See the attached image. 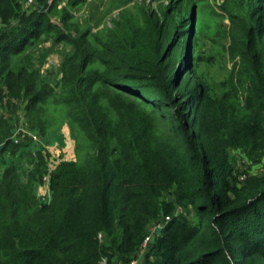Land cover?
Instances as JSON below:
<instances>
[{
	"label": "trees",
	"instance_id": "1",
	"mask_svg": "<svg viewBox=\"0 0 264 264\" xmlns=\"http://www.w3.org/2000/svg\"><path fill=\"white\" fill-rule=\"evenodd\" d=\"M157 1H168L162 15L137 30L93 40L84 32L85 50L64 58L57 88L30 56L19 70L7 63L41 20L12 27L24 13L17 0H0V156L12 159L0 178V264L129 261L159 224L143 264H264V175L242 180L231 156L240 150L256 163L264 154V0H224L222 13L207 0ZM199 34L227 41L233 69L219 97L184 74ZM20 112L43 137L56 120L57 128L71 121L86 147L82 162L63 161L51 174L50 204L14 161L28 158L37 181L50 154L12 138ZM189 207L195 219L177 212Z\"/></svg>",
	"mask_w": 264,
	"mask_h": 264
},
{
	"label": "rangeland",
	"instance_id": "2",
	"mask_svg": "<svg viewBox=\"0 0 264 264\" xmlns=\"http://www.w3.org/2000/svg\"><path fill=\"white\" fill-rule=\"evenodd\" d=\"M17 1L20 4L18 9L24 14L16 19H12V27L13 25L19 24L31 25L38 18L41 22H39V29L35 28L34 30L33 34L36 35L35 38L31 40V43L27 45L25 50L20 54L13 55L8 61L5 60L4 62L7 61L14 70H19L27 64L26 57L30 56L34 69L40 72L43 81L45 80L53 86H57V88L62 78L61 66L64 58L67 55H72L77 47L82 51L85 50L86 40L82 39L84 32H87L86 39L93 40V36L102 31L112 30L114 32H120L123 29L122 27L127 25H129L131 29L137 30L138 26L143 25L148 18L150 20L152 17H160L162 15V4H168V1L160 2L157 0H128L123 2L125 4L122 2L119 4V0H83L79 5L71 0ZM223 4L224 0H207L205 6L214 7L219 13H222ZM67 13L69 17L68 23L66 24L62 22V17ZM222 16L219 17V20L223 21V24L227 27L228 20L226 17ZM47 24H50V27L51 25L57 26L58 29L56 28L54 30L57 33L51 30L52 28L49 26V30H46ZM2 25V20L0 18V28H2ZM61 32L66 33V35L72 39L78 41L82 40L81 44L79 43L78 46H75V43L72 44L68 41L69 39L62 40L57 38V35ZM195 41V47H190L187 51V57H191L189 61L191 65L190 69L195 68V70L188 73L189 65L185 69L184 74L187 73V76L192 74L196 81L205 82L208 84L210 92L214 96L219 97L224 93V82L229 79L233 69V61L226 51V45L224 46V44H227V41L223 40V45H221L220 43L207 39L202 34L197 35ZM95 48L100 50L101 46L95 44ZM4 111V108H0V113ZM56 111L57 110L53 108L49 111L55 119L58 118ZM13 118V124L15 125L13 133H17L20 127L26 128L22 112L16 114ZM58 121L56 120V125L59 124ZM56 125L44 136L45 138H42L43 136L40 135V141L33 144L32 148L36 150V147H40L43 149L44 154L50 153L47 158L49 161H51V158L55 157L54 160L58 158L61 162H82L86 154V147L83 144L77 146V137L79 136L78 127L71 121L66 123V126L62 125L59 128H57ZM21 135L22 133L20 132L17 134V136ZM231 156L235 160V166L242 180L245 178V172L251 175H264V154L256 163L249 161L240 150L232 151ZM4 158H7L8 161L12 160L8 155L4 154L0 156V164L3 163ZM28 160V158L21 159L19 156L14 158V161L17 162L20 167L19 172L21 179L34 188L36 196L41 201V192L45 190L47 185V182L44 181V177L47 175L46 173H48V171L36 181L35 179L37 177L34 178L32 172L33 167L29 164ZM53 164L56 165V163ZM167 199L173 198L171 195H168ZM177 212L192 219L196 217L192 207L187 209L179 208ZM152 228L153 227H151V230ZM146 252L147 251H140L129 261L117 259L113 264H131L133 260H137V264H143V258Z\"/></svg>",
	"mask_w": 264,
	"mask_h": 264
},
{
	"label": "built area",
	"instance_id": "3",
	"mask_svg": "<svg viewBox=\"0 0 264 264\" xmlns=\"http://www.w3.org/2000/svg\"><path fill=\"white\" fill-rule=\"evenodd\" d=\"M22 133L21 136H17L18 133ZM40 134L37 131H33V130H29L26 129L24 127H20L17 130V133H13L12 138L18 143L22 140H31V142H33V144H36L37 141H40ZM55 157L51 158V161L48 162L47 166V171L48 173H46L47 175H45L44 177V181L47 182L46 188L43 192H41L42 198H41V202L43 203H47L50 204L52 202V198H53V191L51 188V173L53 172V170L57 167V165L59 163H61V160L56 158V160H54ZM53 163H56V165H54ZM168 219V218H167ZM159 228H162V224L159 225H155L152 228L151 233L145 238L143 245H142V250L141 251H145L146 248L148 247L149 243L151 242V240L153 239V236L155 235V233L157 232V230ZM102 235H100L101 237ZM102 264H108L107 260L104 259ZM131 264H137V260H133L131 261Z\"/></svg>",
	"mask_w": 264,
	"mask_h": 264
},
{
	"label": "crops",
	"instance_id": "4",
	"mask_svg": "<svg viewBox=\"0 0 264 264\" xmlns=\"http://www.w3.org/2000/svg\"><path fill=\"white\" fill-rule=\"evenodd\" d=\"M66 126V125H65ZM64 126V127H65ZM63 127V128H64ZM42 138H45V137H42ZM56 140V139H55ZM55 142H59V141H55ZM4 161H6V163H1L0 164V178L2 177V174H3V171H4V169H5V167H6V165L9 163V161L7 160V158H5V160Z\"/></svg>",
	"mask_w": 264,
	"mask_h": 264
}]
</instances>
